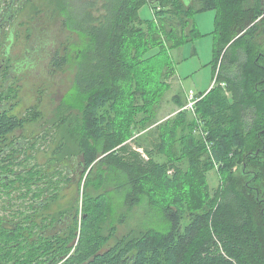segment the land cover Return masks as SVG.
<instances>
[{"label": "trees", "instance_id": "1", "mask_svg": "<svg viewBox=\"0 0 264 264\" xmlns=\"http://www.w3.org/2000/svg\"><path fill=\"white\" fill-rule=\"evenodd\" d=\"M42 3L49 6V16L38 19L48 69L54 73L71 67L74 77L56 108L59 142L45 154L44 167L24 162L30 157L38 160L31 153L37 147L35 137L25 146L15 134L35 123L36 107L32 114L15 112L18 91L13 87L7 93L10 107L1 105L4 85H0V154L7 155L1 173L10 176L3 185L10 198L8 209L22 214L17 224L0 223V264H264V0ZM146 6L150 18L143 17ZM212 9L216 10L212 61L216 83L201 92L194 90L212 147L205 141L195 143L185 168L178 155L160 159L166 152L152 129L145 140H134L135 147L129 141L131 131L117 123L116 116H122L120 107L127 105L131 86L144 77L141 64L152 57L149 52L158 49L169 60V50L198 38L195 15ZM8 16L10 12L0 16V33L10 22ZM49 18L55 22L54 30H49L51 38L57 36L54 48H50L53 39L41 33ZM9 36L3 34L7 52ZM5 51L3 56L0 52V80L12 66ZM143 53L147 54L140 56ZM167 73H176L173 63ZM244 149L249 151L243 157L242 178L227 177L210 190L208 172L231 168L232 155L240 158ZM20 154H25L23 159ZM72 160L82 173L79 186L85 178V185L96 182L98 189L103 188L98 205L88 206L84 199L80 208V195L75 204H58L64 193L59 190L60 176L66 188L73 181L63 175L64 165ZM23 164L24 176L12 173L14 166ZM188 181L199 186L200 198L193 206ZM165 187L171 191L163 194ZM83 195L88 198L84 188ZM110 199L130 208L146 205L156 215L155 226L123 234L107 246L111 235H103L93 218L109 212ZM53 204L57 211L45 214ZM66 216L72 222L60 229Z\"/></svg>", "mask_w": 264, "mask_h": 264}, {"label": "rangeland", "instance_id": "2", "mask_svg": "<svg viewBox=\"0 0 264 264\" xmlns=\"http://www.w3.org/2000/svg\"><path fill=\"white\" fill-rule=\"evenodd\" d=\"M10 1L2 0L1 3L9 4ZM44 5H47V3H42V0H15L13 7L15 6L14 12L16 13L12 16L13 10L9 11L10 22L5 25L7 26L5 30L6 38L12 32L11 36H9L8 51L15 57L14 60L16 62L15 73L10 74L14 76H10L9 80L7 79L8 84H11L13 89L18 87L16 89L18 97L15 98L18 106L15 108V112H18L19 115L32 114L34 107L38 111L35 123L27 126V130H17L15 134L17 140H20L21 144L23 143L25 146L28 145L27 139L31 140L35 137V144L38 149L36 147L31 153H35L38 160L30 157L24 162L28 166L38 162L41 167L46 166L47 163L45 154L54 147L56 148L55 145L59 142V127L54 125L55 121H57L56 108L70 89L74 77V69L71 67L54 73L48 69L49 64H47V61L49 56L41 52L44 47L40 49L41 38H39V35L41 26L38 27L39 20L49 16V6ZM142 14L144 18L151 17L148 6L142 9ZM46 20L44 32L41 31V33H44L43 36L48 34L49 36L47 35V37L50 40L53 39L50 48H54L57 36L51 38L49 30L51 31L52 28L54 30L55 22L50 18ZM215 20L216 10L214 9L197 13L195 21L197 32H199L198 38L169 50V60L168 58L165 59V56L163 57V52H161V55L157 53L158 49L150 51L148 55L152 57L141 64L144 65V77L134 82L131 86L127 105L120 107V110L124 112H122V116H116L117 123L119 121L123 122L131 131L129 141L135 147L134 140H145L148 130L152 129L155 135L163 142L166 152L160 159L166 161L170 155H178L183 161L181 165L185 168L188 166L187 158L193 153L195 143L198 141L210 143L208 140L209 131L203 121L206 118L202 111L193 114L184 109L185 101H187L184 88H186V91L192 89L193 91L201 92L216 83L215 78H212L213 67L211 64L216 42ZM55 27L58 30V25H55ZM33 53L35 56L32 57ZM41 54L44 55L45 64L42 63ZM146 54L143 53L140 56L144 57ZM172 63L178 76L176 73L172 76L167 73ZM178 77H181L182 82ZM152 96L153 98H151ZM10 100L8 97V101ZM8 107H10V104H8ZM51 126L55 130H51ZM209 145L211 148L212 144L210 143ZM210 148L207 147L208 150ZM248 151L242 150L239 153L240 158L238 154H233L232 159L234 162L231 168L224 169L221 166L209 171V189L214 191L220 185V182L227 177L241 179L244 171L243 166H245L243 157ZM258 153L257 151L256 154ZM24 156L25 154H20L19 157L23 159ZM60 156L58 155V157ZM25 164L14 166L15 171L23 170ZM74 164L72 160V162L66 163L64 167L62 166L63 175L72 177L73 181L66 188V180L64 182L60 176V181L58 180L59 190L61 188L64 193H62L63 197L58 200V204L64 207L69 206L70 203L75 204L76 197L80 195V208L84 199H87L88 206H91V204L98 205L100 203L99 198L105 194L103 188L98 189L96 182L86 183L85 185L84 177L83 183L79 186L82 173L80 167L76 166L78 167L76 169ZM57 177L56 175L55 178L58 179ZM65 177L63 178L65 179ZM245 179H247V176ZM187 185L190 190V202L193 206L200 198L199 186L193 181H188ZM83 188L87 192L88 198L83 195ZM79 191L80 194H78ZM168 191H171L169 187L161 188V193L163 194ZM109 202V212L102 211L93 218L94 225L98 226L99 231L103 235H111L107 246L114 244L116 237L123 234L129 232L136 234L148 227L155 226L153 222H155L156 215L154 218L146 205L130 208L119 204L114 199H110ZM51 207L46 209L44 213L50 214L58 209L57 204H53ZM186 209L190 208L186 206ZM83 210L84 205L82 207ZM76 240L74 242H77Z\"/></svg>", "mask_w": 264, "mask_h": 264}, {"label": "flooded vegetation", "instance_id": "3", "mask_svg": "<svg viewBox=\"0 0 264 264\" xmlns=\"http://www.w3.org/2000/svg\"><path fill=\"white\" fill-rule=\"evenodd\" d=\"M2 1V0H1ZM1 1H0V16H2V15H8V12L10 11V10H13V12H14V9H15V6L12 8V5H10V3L8 4V3H5V2H2L1 3ZM13 16V15H12ZM2 25V20L0 19V27H3V25ZM7 27V26H6ZM6 27L4 26V28H3V31H2V33H0V36H1V38H0V52H1V56H3V52L5 51V43H6V46H7V42L4 40V42H3V34L5 33V30H6ZM2 30V29H1ZM5 52H7V51H5ZM9 55H11L9 52H7ZM11 58H12V64H13V66H11V68H10V71H8V69H7V71H6V73L4 74V76H2V80H0V85H4V94H3V101L1 102V105H6V106H8V104H9V101H8V95H7V93H9V89H10V87H13L11 84H8V80H9V78H10V76H12V75H10L11 73H15V71H16V62H15V60H14V56L13 55H11ZM9 68V67H8ZM2 73H4V72H2ZM3 75V74H2ZM14 76V75H13ZM12 76V77H13ZM8 79V80H7ZM7 80V81H6ZM6 81V82H5ZM16 89H18V87H16ZM7 98V99H6ZM6 99V100H5ZM7 102V103H6ZM6 150H9L8 148H6ZM7 157V155H4L3 153H1L0 154V219H1V224L2 225H6L7 227L10 225L9 223H16L17 224V221H18V218L19 217H21L22 216V214H20V213H16L15 211H10L9 209H8V207H9V196L7 195V193H5V188H4V183L6 182L5 180L7 179V178H10V176H8V174L7 173H1V169H2V166H3V164H4V159ZM5 165V164H4ZM22 171H25V170H21V171H16V172H12L13 174H19V172H21L22 173ZM26 172V171H25ZM23 174V173H22ZM12 176L13 175H11V178H12ZM23 176H24V174H23ZM6 178V179H5ZM3 181H4V183H3ZM22 200H19V203L21 202ZM26 204V203H25ZM23 211H25V209H22V212ZM14 214H16V218L14 217ZM18 214H20V215H18ZM9 219H16L15 221H12V222H9ZM72 222V220L70 221V219H69V217L68 216H66L65 218H64V220L63 221H61L60 223L62 224L61 225V227H60V229H62V228H65V227H67V225L69 224V223H71Z\"/></svg>", "mask_w": 264, "mask_h": 264}, {"label": "built area", "instance_id": "4", "mask_svg": "<svg viewBox=\"0 0 264 264\" xmlns=\"http://www.w3.org/2000/svg\"><path fill=\"white\" fill-rule=\"evenodd\" d=\"M199 100H200V97H198L196 93L193 90H191L187 95V102H186L184 109L193 114L197 113L196 104Z\"/></svg>", "mask_w": 264, "mask_h": 264}, {"label": "crops", "instance_id": "5", "mask_svg": "<svg viewBox=\"0 0 264 264\" xmlns=\"http://www.w3.org/2000/svg\"><path fill=\"white\" fill-rule=\"evenodd\" d=\"M216 40V39H215ZM214 50H215V44H214ZM213 57H214V52H213ZM212 61H213V58H212ZM211 64H212V62H211ZM176 75H177V71H176ZM178 76V75H177ZM179 78V77H178ZM180 79V81H181V77L179 78ZM182 82V81H181ZM211 86V85H210ZM185 89V99L187 100V91H186V88H184ZM206 89H208V88H206ZM206 89H204V90H206ZM203 90V91H204ZM186 102V101H185Z\"/></svg>", "mask_w": 264, "mask_h": 264}, {"label": "water", "instance_id": "6", "mask_svg": "<svg viewBox=\"0 0 264 264\" xmlns=\"http://www.w3.org/2000/svg\"><path fill=\"white\" fill-rule=\"evenodd\" d=\"M9 20H10V16H8Z\"/></svg>", "mask_w": 264, "mask_h": 264}]
</instances>
